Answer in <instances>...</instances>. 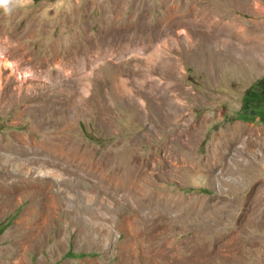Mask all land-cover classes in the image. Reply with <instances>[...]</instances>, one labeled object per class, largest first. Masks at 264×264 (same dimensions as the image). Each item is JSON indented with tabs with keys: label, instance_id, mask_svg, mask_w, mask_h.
<instances>
[{
	"label": "rangeland",
	"instance_id": "obj_1",
	"mask_svg": "<svg viewBox=\"0 0 264 264\" xmlns=\"http://www.w3.org/2000/svg\"><path fill=\"white\" fill-rule=\"evenodd\" d=\"M263 75L264 0H2L0 264H264Z\"/></svg>",
	"mask_w": 264,
	"mask_h": 264
},
{
	"label": "trees",
	"instance_id": "obj_2",
	"mask_svg": "<svg viewBox=\"0 0 264 264\" xmlns=\"http://www.w3.org/2000/svg\"><path fill=\"white\" fill-rule=\"evenodd\" d=\"M237 118L245 121H253L256 118L264 125V75L244 90L242 107Z\"/></svg>",
	"mask_w": 264,
	"mask_h": 264
},
{
	"label": "bare ground",
	"instance_id": "obj_3",
	"mask_svg": "<svg viewBox=\"0 0 264 264\" xmlns=\"http://www.w3.org/2000/svg\"><path fill=\"white\" fill-rule=\"evenodd\" d=\"M64 153H65V152H64ZM63 155H64V154H63ZM61 156H62V155H61ZM56 159H57V158H56ZM56 159H55V160H56ZM67 163H68V162H67ZM146 163H147V162H146ZM68 164H69V163H68ZM80 164H81V163H80ZM78 165H79V164H78ZM83 165H84V164H83ZM81 166H82V165H81ZM68 167H69V166H68ZM71 168H72V167H71ZM81 168H82V167H81ZM81 168H80V169H81ZM72 169H73V168H72ZM77 169H78V168H77ZM80 169H79V170H80ZM82 169H83V168H82ZM20 171H21V169H20ZM32 172H33V171H28V173L26 174V178H29L30 176H33L34 174H32ZM72 172H73V170H72ZM72 172H71V173H72ZM22 174H23V173H22ZM20 176H21V174H20ZM45 176H46V175H45ZM49 177H51V176H49ZM34 178H35V177H34ZM37 179H38V178H37ZM49 179H50V178H49ZM74 179H75V178H74ZM137 179H138V178H137ZM23 180H24V179H23ZM78 180H79V178H78ZM26 181H27V180H26ZM26 181H25V182H26ZM70 181H71V180H70ZM94 182H95V181H94ZM70 183H71V182H70ZM94 184H95V183H94ZM122 184H123V183H122ZM27 185H28V181H27ZM96 185H97V184H96ZM25 186H26V185H25ZM27 187H28V186H27ZM67 187H68V186H67ZM78 187H79V186H78ZM31 189H32V188H31ZM67 189H68V188H67ZM106 190H107V189H106ZM107 191H108V190H107ZM221 246H223L225 249H227L229 245H228L227 243H224V244H221ZM166 254H167V253H166ZM163 255H164V254H163ZM167 256H168V255H167ZM169 256H170V255H169ZM171 260H172V259H171ZM164 264H165V263H164Z\"/></svg>",
	"mask_w": 264,
	"mask_h": 264
},
{
	"label": "clouds",
	"instance_id": "obj_4",
	"mask_svg": "<svg viewBox=\"0 0 264 264\" xmlns=\"http://www.w3.org/2000/svg\"><path fill=\"white\" fill-rule=\"evenodd\" d=\"M0 2H2V0H0Z\"/></svg>",
	"mask_w": 264,
	"mask_h": 264
}]
</instances>
